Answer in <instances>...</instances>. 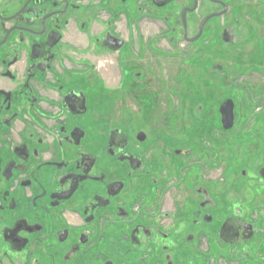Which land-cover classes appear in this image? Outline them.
I'll return each instance as SVG.
<instances>
[{"label":"flooded vegetation","instance_id":"obj_1","mask_svg":"<svg viewBox=\"0 0 264 264\" xmlns=\"http://www.w3.org/2000/svg\"><path fill=\"white\" fill-rule=\"evenodd\" d=\"M0 264H264V0H0Z\"/></svg>","mask_w":264,"mask_h":264},{"label":"rangeland","instance_id":"obj_2","mask_svg":"<svg viewBox=\"0 0 264 264\" xmlns=\"http://www.w3.org/2000/svg\"><path fill=\"white\" fill-rule=\"evenodd\" d=\"M177 62H173L172 63V65L171 66H168V67H166V69L167 70H169V72L170 71H172L171 72V74L170 73H168V71L167 72H164L166 75H170V76H174L175 74H176V71H177ZM157 70H158V72H160V70L161 71H163V68H157ZM162 101V100H161ZM185 101V100H184ZM172 106H171V111L172 112H174V111H177L178 109H179V107H184L185 106V104H184V102L180 99V98H174L173 100H172ZM186 102V101H185ZM162 106H166L165 105V103H163V105ZM168 107V106H167ZM161 118H163V115H159ZM198 116H195V118H197ZM142 116H140V115H137V122H142ZM189 123V122H191V120H190V117L189 116H187L186 117V120H185V118H184V121H183V123Z\"/></svg>","mask_w":264,"mask_h":264},{"label":"water","instance_id":"obj_3","mask_svg":"<svg viewBox=\"0 0 264 264\" xmlns=\"http://www.w3.org/2000/svg\"><path fill=\"white\" fill-rule=\"evenodd\" d=\"M224 107L222 108L224 109L222 110L223 121H226L227 123H231L233 120L231 102L230 101L226 102Z\"/></svg>","mask_w":264,"mask_h":264}]
</instances>
